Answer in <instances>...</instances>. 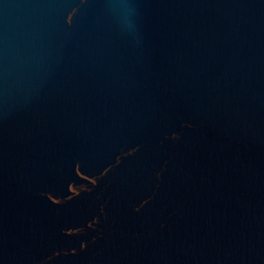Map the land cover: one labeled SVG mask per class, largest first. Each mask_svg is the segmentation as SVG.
Returning <instances> with one entry per match:
<instances>
[{
    "label": "water",
    "instance_id": "water-1",
    "mask_svg": "<svg viewBox=\"0 0 264 264\" xmlns=\"http://www.w3.org/2000/svg\"><path fill=\"white\" fill-rule=\"evenodd\" d=\"M264 149V0H0V264H126Z\"/></svg>",
    "mask_w": 264,
    "mask_h": 264
}]
</instances>
